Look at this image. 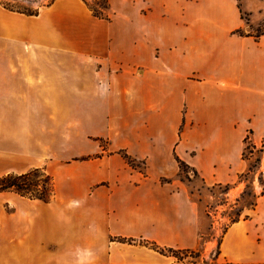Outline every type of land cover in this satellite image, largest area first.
I'll return each instance as SVG.
<instances>
[{
    "label": "crops",
    "instance_id": "crops-1",
    "mask_svg": "<svg viewBox=\"0 0 264 264\" xmlns=\"http://www.w3.org/2000/svg\"><path fill=\"white\" fill-rule=\"evenodd\" d=\"M108 5L106 19L84 0H54L37 16L0 5V135L24 146L0 148V176L18 171L1 169L29 146L63 158L61 140L63 147L73 142L65 152L77 164L53 170L50 203L20 196L7 214L0 193V264H179L146 244L183 251L199 244L195 204L176 180L179 161L207 182L220 176L229 183L244 171L245 133L255 142L264 137V35L236 34L245 26L238 0ZM66 90L75 95L73 108L62 104ZM190 118L208 130L198 142L189 139ZM83 119L92 126L82 127ZM72 123L101 134L96 141L28 139L38 130L59 135ZM106 135L108 150L97 140ZM260 204L256 217L228 229L225 262L264 264Z\"/></svg>",
    "mask_w": 264,
    "mask_h": 264
},
{
    "label": "rangeland",
    "instance_id": "rangeland-1",
    "mask_svg": "<svg viewBox=\"0 0 264 264\" xmlns=\"http://www.w3.org/2000/svg\"><path fill=\"white\" fill-rule=\"evenodd\" d=\"M54 0H0L2 5H9L14 8L26 9V10H41L47 5L51 4ZM89 6L90 10L93 9L96 14L101 15V18L106 19L108 15L109 8L108 0H84ZM239 6L241 8L242 16L245 22V26L242 29L244 35H251L258 37L264 35V0H239ZM69 72L73 73L72 69ZM68 72V73H69ZM66 86L71 83V79L66 78ZM64 82V81H62ZM66 95L62 98V104L64 102L65 106L74 107L75 105V95H70L69 90H66ZM22 104V101L20 102ZM98 107L100 112L104 109L101 108V104L98 102ZM72 113L75 115L77 113ZM70 118L71 113L65 114ZM15 116H22L19 112ZM79 116V114L75 115ZM153 120V117H152ZM158 119H154L153 122H157ZM139 120H135L133 127L135 128V133H141V130L137 126ZM64 124V122H62ZM75 124H68L65 129L59 131V135H55V131H33L28 135L30 141L37 142L40 138L58 137L60 139H65L66 141H73L75 138H81L83 141L91 138L96 141L93 136H99L100 130L91 131H80ZM89 122L83 119L82 127L88 129L91 127ZM106 128L105 125H102ZM184 135H186L185 122L179 129ZM23 130H18L19 135L22 134ZM37 132V133H36ZM117 129H113V135L116 134ZM189 139L194 142H198L203 135H205L208 130H201L194 123V119L189 120L188 133ZM212 132V131H209ZM169 134V133H168ZM25 132L23 133V136ZM112 136L106 135L97 138L101 140V146L105 147L106 150L109 149V143ZM169 138V136H168ZM249 138L250 141H245ZM245 139V140H244ZM243 139V150H242V173L231 179V182L227 183L226 178L216 177L207 182L206 178L201 175V173L193 168L194 166H183L180 169L179 174L176 178L181 185L186 188L192 201L195 204L197 210V228L199 235L198 246L190 250L192 253H181L179 256L182 261L176 260L179 264H231L225 262L222 256L221 245L222 240L227 233L228 229L236 222L244 220L246 218L256 217V211L258 210L256 206L258 204L264 205V137L255 142L253 133H245ZM64 141L61 140L60 149L64 150L63 158L57 159L51 153L41 151L40 146H29L27 151L19 153V158L17 161H12V163H3L1 172L4 170L8 171L9 168H16L18 171L10 172L11 174H24L35 168L45 169L50 175H53V170L56 167L64 166L66 169H75L76 165L74 159L76 158L72 151L65 152L68 146L73 147V142H71L67 147H63ZM99 144V142L97 141ZM13 145V150L17 146V139L14 136H10L6 131L2 130L0 135V148L3 152H10L8 145ZM22 142H18L16 147L19 152L23 150L24 146H21ZM254 144V145H251ZM61 151V150H60ZM29 154L31 155L29 157ZM195 156L198 155V151H194ZM49 156V157H48ZM78 160V159H77ZM131 166L135 169H140L144 171L145 166L143 162L139 161H128ZM232 167V165H231ZM9 173V174H10ZM231 174V173H230ZM6 176V175H4ZM2 177V176H0ZM221 181V182H218ZM216 182V183H214ZM21 197L14 192H4L1 196V201L3 203V212L11 213L14 208L11 206L10 202H15ZM37 209L33 208V214L37 213ZM260 220L258 222L259 227H264V210H259ZM259 219V217H258ZM262 239L259 236V241Z\"/></svg>",
    "mask_w": 264,
    "mask_h": 264
},
{
    "label": "trees",
    "instance_id": "trees-1",
    "mask_svg": "<svg viewBox=\"0 0 264 264\" xmlns=\"http://www.w3.org/2000/svg\"><path fill=\"white\" fill-rule=\"evenodd\" d=\"M0 5L6 8L7 10L29 16H37L39 15L40 12L39 9L26 10V9L14 8L9 5H2L1 3ZM106 9L108 10V8ZM91 11L93 12V15L95 17L101 18V15L96 14L93 9H91ZM236 34H239L240 36H244L242 30H238ZM245 141L249 142L250 139L246 138ZM128 161H130V159H128ZM179 166L180 169H182L183 166H187V165L184 162L179 161ZM4 192H14L17 195L27 198L29 200H37L44 203H50L55 197V183L52 175H50L45 169L35 168L24 174H20V175L8 174L6 176L0 177V193H4ZM121 241L126 242L124 239H121ZM146 244L150 246L152 249L160 252L161 254L175 257L180 262L182 261V259L179 256L181 253H185V252L192 253V251L190 250L183 251V250H175L170 248H163L155 243H150V242Z\"/></svg>",
    "mask_w": 264,
    "mask_h": 264
}]
</instances>
